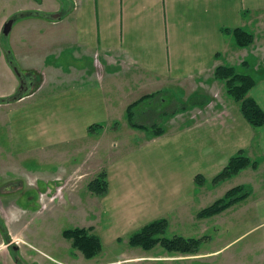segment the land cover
Segmentation results:
<instances>
[{"label":"crops","instance_id":"1","mask_svg":"<svg viewBox=\"0 0 264 264\" xmlns=\"http://www.w3.org/2000/svg\"><path fill=\"white\" fill-rule=\"evenodd\" d=\"M11 9L0 65L12 82L1 95L16 88L11 65L37 84L27 93L29 102L18 106L21 115L7 120L21 149L24 143L55 148L58 157L73 155L85 138L103 145L95 135L120 122L137 99L148 96L134 108L135 122L146 126L145 121H156L149 111L156 101L151 95L157 94L163 104L161 96L172 92L184 103L173 115L177 126L169 127L172 118L167 117L159 135L149 127H126L127 136L137 139L106 164L103 210L117 220L100 213L103 230L118 236L169 211L179 213L181 222L200 220L190 207L232 178L251 188L235 206H252L264 225V124L254 127L245 119L215 74L219 66L249 73L255 83L247 95L264 110V63H259L264 56V0H17ZM9 17H2L1 32ZM234 28L253 35L249 46L235 43L228 31ZM139 115L146 120L137 121ZM93 149L101 151V146ZM238 152L257 167L212 184ZM197 176L203 177L201 183ZM147 252L139 250L135 259L151 257ZM192 256L196 254L181 258ZM135 259L131 255L128 261Z\"/></svg>","mask_w":264,"mask_h":264},{"label":"rangeland","instance_id":"2","mask_svg":"<svg viewBox=\"0 0 264 264\" xmlns=\"http://www.w3.org/2000/svg\"><path fill=\"white\" fill-rule=\"evenodd\" d=\"M16 1L0 0V21L2 17L9 15L8 19L13 20L14 13L11 7ZM14 23L18 24L17 21ZM228 31L231 30L228 29ZM5 37L0 31V43H4ZM262 60L260 59L259 63H264ZM247 66L248 63L245 68ZM219 80L223 84L225 93L231 97L227 91L226 80ZM11 82V77L2 72L0 65V185L13 183L18 187V184H21L18 191H10L0 199L3 203L0 212L4 216L0 219H4L5 223L4 230L0 228V234L3 232L9 234V237H0V264H15L19 255L22 256L19 264H31V261L35 264H101V262H108V264H264V225H259L262 217L252 206H235V203L228 207L230 209L225 208L210 219L197 216L201 209L221 198L229 188L244 184L242 180L236 183L238 178L225 180L211 197H203L204 201L196 202L190 207V210H195L190 213L196 212V218L200 220L194 222L187 218L185 220L187 223L181 222L179 213L169 211L165 216L139 224L128 233L111 236L107 228L102 229L104 225L101 224V219L99 221L102 212H104V218L106 216L109 221L117 220L115 215L108 216L107 210H103L102 200L105 203L107 201L103 197L107 191L105 168L106 164L123 150V145L133 146L137 139L133 134L127 136L125 132L128 125L133 127L127 113L120 115L122 120L118 119L120 122L116 125H107L96 135L94 134L103 145L92 144V141L88 143L85 138L83 140L85 144L79 149L81 150L79 153L63 157L57 156L60 153H57L55 148L36 149L22 143L24 150L16 143V139L11 137L7 120L12 115H21L18 106L24 107L29 102L27 93L34 90L31 88H37V84L33 83L20 98H12L11 95L7 98L8 101L6 98L1 100L2 92L9 89ZM156 95L153 96L156 101L149 110L156 121L145 122L153 133L159 135L163 132L162 127L167 125L165 123L167 117L172 118L169 127L177 126L178 117L173 115L183 107L184 103L180 100L178 102L172 92L161 96L165 100L163 104L159 102L161 98ZM137 101L138 99L131 103L134 104L133 110L130 111L132 118H134ZM234 102L237 103L235 100ZM185 103L189 105V101L186 100ZM45 116L47 115L42 114V117ZM140 118L146 120L145 116H136L137 121ZM94 124L92 123L91 126ZM16 130L18 132L19 129H15V132ZM128 131L130 132L129 129ZM22 140L28 142L30 138ZM112 143L116 145L113 146ZM100 146L101 151L93 149ZM260 176H263L262 181H264V170L260 171ZM94 181L102 185L99 191L104 190L103 184L104 181L106 182L103 193L92 192V189L95 190ZM1 191L3 192L2 188ZM157 219H164L166 223L161 232L153 235L152 239L155 241L151 247L146 249L139 244L131 243V235ZM71 230H80L99 239L98 246L95 248L96 252L89 257L85 256L74 246L72 237L63 236L65 231L71 232ZM205 235L209 237H204ZM177 236L208 239L202 241L200 246L189 253L196 256L181 258L184 255L183 252L171 250L163 245V240L166 238L173 239ZM13 241L18 245L20 253L6 255V243L10 245L14 243ZM139 250H148L147 254L151 257L136 260L135 256L139 254ZM131 255L135 260L128 261ZM163 255L169 256L168 259L163 260Z\"/></svg>","mask_w":264,"mask_h":264},{"label":"trees","instance_id":"3","mask_svg":"<svg viewBox=\"0 0 264 264\" xmlns=\"http://www.w3.org/2000/svg\"><path fill=\"white\" fill-rule=\"evenodd\" d=\"M231 31L233 33L235 43L239 46H247L253 41V35L250 32L243 30L242 28H234ZM242 65L243 68H245L247 62L243 61ZM215 74L217 78L226 80L228 94L239 104L240 111L245 119L254 127L263 125L264 110L259 107V105L253 98L247 95L249 89L255 83L253 77L247 72L238 71L233 66H219L216 69ZM151 96H154V94ZM146 98H148V96L142 97L137 102L139 103L141 102V100H146ZM133 106L134 104H131V106H129V108L127 109V117L129 122L133 126L147 127L146 125L137 124L134 118H132L130 111L133 110ZM90 128L93 127L91 126ZM248 166L256 168L257 163L256 161L251 160L247 156L243 155L242 152H238L237 154L229 158L227 164L211 179V181L216 183L218 181L224 180ZM202 181L203 177H196V183H201ZM93 186H95V190L92 189V192L98 191V193L101 194L106 189V182L104 181L103 191H99V189L102 188V185L98 183V181H96ZM250 193L251 190L247 185H236L232 188H229L221 198L215 200L209 206L201 209L200 212L197 213V216L210 217L217 213H220L223 209L228 208L229 206L245 199L250 195ZM165 223L166 221L164 219H157L144 225L135 234L131 235V243L135 245L139 244L146 249L151 247V245L155 241L154 239H152L153 235H155L157 232H161L163 230V227L165 226ZM63 236L67 238L72 237L74 246L80 249L87 257L93 255L96 252L95 248L98 246L97 244L99 239H97L95 236L91 237V235H87L80 230H71V232L65 231ZM204 237L209 236L205 235ZM207 239L208 238H185L177 236L173 239L166 238L165 240H163V245L171 250L190 253L194 251L198 246H200L202 241Z\"/></svg>","mask_w":264,"mask_h":264},{"label":"flooded vegetation","instance_id":"4","mask_svg":"<svg viewBox=\"0 0 264 264\" xmlns=\"http://www.w3.org/2000/svg\"><path fill=\"white\" fill-rule=\"evenodd\" d=\"M8 21H6L5 23H7ZM5 23L3 24L2 26V32H3V28H4V25ZM9 33V32H8ZM7 33V34H8ZM4 34V33H3ZM9 60V59H8ZM9 62V65L10 63H13V62ZM11 70L13 71L14 73V76H16V78L18 79V82L16 84V88L14 89V91L10 94V95H7V96H3L1 95V100H4L5 98H9L11 97L12 95V98H20L21 95H24L27 91V89L32 85V80H31V77H29V75H26L25 73L23 74L21 72V70H19V67L15 65H11ZM28 74V73H27ZM29 90V89H28ZM8 101V99H7ZM1 184V183H0ZM18 184V183H17ZM21 187V184H18V187L16 184H8V185H4V186H1L0 185V199L3 195H5L6 193H10V191H18L19 188ZM1 188L3 189V192L1 191ZM1 201V200H0ZM1 208H3V203L0 202V210ZM4 216L1 215V212H0V218H3ZM1 223L3 225H1ZM5 226V223H4V219H0V228L2 230H4ZM9 234L6 233V232H3L0 234V237H9L8 236ZM3 240H5V238H3ZM14 242V241H13ZM13 244V245H12ZM10 243V245L8 244V242L6 243L7 245V254L6 255H19L20 253V249L18 248V245L14 242V243ZM11 248V250H9ZM22 252V251H21ZM22 258V256L19 255V258H17V260L14 262L15 264H19V259ZM31 264H35L34 261H31Z\"/></svg>","mask_w":264,"mask_h":264},{"label":"water","instance_id":"5","mask_svg":"<svg viewBox=\"0 0 264 264\" xmlns=\"http://www.w3.org/2000/svg\"><path fill=\"white\" fill-rule=\"evenodd\" d=\"M12 20H8L7 23H5L4 28H3V33L7 34L11 28Z\"/></svg>","mask_w":264,"mask_h":264}]
</instances>
